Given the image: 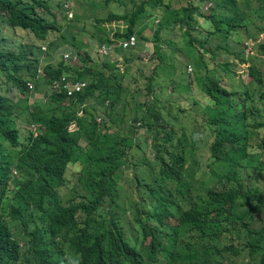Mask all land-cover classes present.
Segmentation results:
<instances>
[{
  "label": "trees",
  "instance_id": "trees-1",
  "mask_svg": "<svg viewBox=\"0 0 264 264\" xmlns=\"http://www.w3.org/2000/svg\"><path fill=\"white\" fill-rule=\"evenodd\" d=\"M91 5L87 19L113 26L99 32L100 43L134 35L136 47L92 64L71 44L80 64L51 63L41 48L53 46L59 20L69 25L83 15L67 19L61 0H0V264L30 262L29 254L35 264H217L253 256L264 264V194L249 180L264 171V75L242 47L251 40L264 49L261 1L246 0L242 11L240 0ZM249 13L255 22L245 20ZM148 42L157 63L149 75L140 72L144 87L133 91L123 80ZM228 57L248 64L240 90ZM63 75L85 88L70 98L50 94ZM12 90L21 97L17 111ZM117 123L122 133L109 134Z\"/></svg>",
  "mask_w": 264,
  "mask_h": 264
},
{
  "label": "rangeland",
  "instance_id": "rangeland-1",
  "mask_svg": "<svg viewBox=\"0 0 264 264\" xmlns=\"http://www.w3.org/2000/svg\"><path fill=\"white\" fill-rule=\"evenodd\" d=\"M172 1V0H170ZM100 0H78L75 2V9H74V14H82V18H80L79 21H76L74 23L69 22V25L66 24V22L64 20H59L62 28L60 29L61 33H56L50 36V40L51 42H53V46L51 48H48L47 46H41V50L43 53V57H48L49 61L51 63H59V62H65V63H69V59L72 57H76L74 59H76L75 64L73 65H78L79 63V59H77V55H76V50L80 49L81 52H89L90 53V59H92V64L93 63H101L102 60L105 59V57H100L97 54V49L98 46L100 45V42L98 40L99 37V32L103 33V30L105 29H113L112 25H107V28L103 25H98L96 24L93 19H87L86 17H94L95 13H92L89 9H93L91 4L94 3H99ZM246 0H240V4L241 6V11L244 10V4H245ZM51 3L54 5L56 3H58V0H51ZM250 3V2H249ZM259 4V3H258ZM183 5H185V3H183ZM251 8L257 9L256 4L254 3H250ZM172 7L174 8H178L176 5H173ZM107 13V9H104L102 11H97V17L100 18L101 16H105ZM251 13H249V17L246 14H243V16H247L245 18V20H247L250 23H253L256 21L257 17L254 16L253 14L250 15ZM61 16H64L62 13L60 14ZM91 15V16H90ZM204 15H208V13L204 14ZM207 17V16H206ZM74 18V16H73ZM152 20H148L147 24L151 25L150 27H153L154 24L151 23ZM151 23V24H150ZM197 32H203L204 34H206L207 32H210L211 30H213V27H207V28H199L196 27L195 28ZM18 36L21 35V31L17 32ZM90 33H93L92 35L94 36H90ZM102 33L100 36H102ZM63 35V39L60 37V35ZM183 39V38H182ZM259 41L261 43H264V34L260 36ZM245 43H243L242 47H244V54L245 57L250 59L249 63H253L255 64L256 67H258L260 69V71L262 72V75H264V49H259L258 48V42L254 45L252 44L250 41L246 43V41H244ZM71 44H74L77 46L76 50L74 48H72ZM43 45V44H41ZM186 45H182L183 49H186L185 47ZM125 49L122 47H115L112 48L109 55L110 56H117L116 54H119L121 51L123 52ZM65 55H68L70 58L69 59H65ZM152 55V45L151 43H145V51L139 54V56L141 58H143L144 60H135L132 64L129 65L130 67V73L125 77V79L123 80V86H128V88H130L133 91H136L138 88L142 89L144 86H142L145 82L143 81V76L140 75V72L149 75L151 69H153V67L155 66V64L157 63V61H152L150 62L149 58ZM223 57H226V55L224 56H218L217 62L220 61ZM156 59V58H154ZM229 61L234 63L236 66L234 67V70L236 72L235 77H233L234 80V86L236 90H240L239 87V82H242L243 84H245L246 82L249 81V77H247L246 74V68L248 66V64H238L236 60L232 59V57H228ZM73 61V60H72ZM98 61V62H96ZM74 63V62H73ZM89 63V64H91ZM80 64V63H79ZM71 66V65H69ZM146 66V67H145ZM135 72L137 73L134 77H137L136 82L133 81L132 78V74H135ZM51 94V93H50ZM9 99H10V103L9 105L11 106H16V111L19 110V108H17L18 106H20L21 104V97L19 96V94L17 93V90H12V92L10 94H8ZM37 94L34 95V97ZM39 95V94H38ZM40 97H42V94L39 95ZM182 98L184 97L183 95H181ZM46 100V99H45ZM142 102H146V99H144L143 97H141L138 101V103H142ZM128 103L130 104V106H133L134 103H131L130 100H128ZM130 106H127V104L124 106L126 109L125 112V116H127L128 118H130ZM200 109V107H198ZM198 108H196L195 110H192L193 112L190 114V117L188 118V126H191L192 122H193V115L197 114L199 112ZM216 113H218V110L215 111ZM212 115H215L213 113H211ZM198 116L201 118L200 114H198ZM99 118V117H98ZM100 119H104L102 116L100 117ZM202 119V118H201ZM198 122H200V119H197ZM23 128L25 127V125H21ZM117 126H120L119 123L116 124V128L111 130L109 132V134L111 135H115V133H122V131L119 130V128ZM121 127V126H120ZM127 127V126H125ZM136 135L137 137L140 138L141 142H144L145 137L147 136L146 131H144L142 128H140L138 131H136ZM258 138V134L254 135L252 138V141H256ZM148 153V154H147ZM145 155L147 157H152V154L148 152L146 150ZM125 173L131 177L133 172L130 170H125ZM76 174V173H75ZM250 182L253 183V185H256L259 187V189L261 190V192H263L264 194V171L262 172H255L253 173L252 177L249 178ZM73 181H76V176L73 178ZM204 187H210L212 184V179L210 178L209 174H206L205 176H203L200 180ZM130 190V189H127ZM133 199V197H132ZM243 263H247V260H243Z\"/></svg>",
  "mask_w": 264,
  "mask_h": 264
},
{
  "label": "clouds",
  "instance_id": "clouds-1",
  "mask_svg": "<svg viewBox=\"0 0 264 264\" xmlns=\"http://www.w3.org/2000/svg\"><path fill=\"white\" fill-rule=\"evenodd\" d=\"M256 2H258V1H261V5L264 7V0H255ZM64 2H65V0H61V6H62V10H63V12H64V14H65V16H66V18L67 19H73V16H74V6H75V2H76V0H74L73 2H72V4H71V11H72V17L71 18H69L68 17V14H67V10L63 7V5H64ZM260 3V2H259ZM214 5V1H211L210 3H209V6L210 7H212ZM159 23V19L158 18H156V20L154 21V24L155 25H157ZM132 36H134V35H132ZM132 36H130V37H132ZM135 38H136V36H134ZM129 38H127V39H125V40H128ZM125 40H122V41H125ZM122 41H119V42H111V43H100V45L98 46V48L102 45V44H107V45H113V46H115V47H117L118 46V44L120 43V42H122ZM251 42L252 44H253V42L251 41V40H248L247 42ZM246 42V43H247ZM149 43V42H148ZM145 44V43H144ZM136 45H137V39H136V44H135V46L134 47H136ZM134 47H130V48H134ZM127 49V48H126ZM97 54L99 55V53H98V49H97ZM66 56V55H65ZM68 56V55H67ZM100 57H108V56H110V55H107V56H101V55H99ZM70 57L68 56V58H65V59H69ZM74 58H76L75 56L74 57H72L71 56V58L69 59V63H73V62H75L76 61V59H74ZM73 60V61H72ZM186 71H187V73H191L192 72V67L190 66V65H188L187 66V68H186ZM37 74L38 75H40L41 74V70L40 69H38V71H37ZM39 77V76H38ZM37 77V78H38ZM62 77H65L67 80H69V81H79V80H72V79H68L65 75H63V76H61L60 78H59V80L62 78ZM59 80H57V81H59ZM28 82H30V81H28ZM27 82V83H28ZM79 82H83V81H79ZM32 83V82H31ZM54 83V82H53ZM83 83H85V82H83ZM27 85V84H26ZM32 85H33V83H32ZM51 86H52V84L49 86V92L50 93H53V92H57V91H54V90H52V88H51ZM85 86H86V83H85ZM85 88V87H84ZM83 88V89H84ZM29 89V88H28ZM32 89H33V87H32ZM32 89H29V90H32ZM82 89V90H83ZM81 92V91H80ZM57 93H65V91L64 90H62V89H60V91L59 92H57ZM77 93H79V92H77ZM66 94V93H65ZM74 94H76V93H74ZM73 94V95H74ZM72 95V96H73ZM67 96V95H66ZM72 96H67V97H72ZM98 121H100V118H98ZM136 126L137 127H139V128H136L135 130L136 131H138L139 129H140V123H136ZM143 129V128H142ZM147 145H149V143H150V141H147ZM29 258H30V262L29 261H26V262H24V264H35L34 263V260H33V258H32V256L29 254ZM63 259H65V258H63ZM243 260H247V263H243ZM260 260L257 258V257H255V256H253L252 258H247V257H238V258H236L235 260H233V259H231V258H227V257H223V258H221V259H219L218 260V262H217V264L218 263H220V262H222V263H225V264H249V263H254V264H257L258 262H259ZM36 264H39V261L36 263ZM61 264H73L72 262H70V261H68V259L65 261V262H62Z\"/></svg>",
  "mask_w": 264,
  "mask_h": 264
},
{
  "label": "built area",
  "instance_id": "built-area-1",
  "mask_svg": "<svg viewBox=\"0 0 264 264\" xmlns=\"http://www.w3.org/2000/svg\"><path fill=\"white\" fill-rule=\"evenodd\" d=\"M74 0H65L63 7L67 10L68 17H72L71 4ZM136 44V38L134 36L129 37L128 40L122 41L118 44L117 47H122L124 49L134 47ZM112 48H115L113 45L102 44L98 48V53L101 56L109 55ZM65 58H68L66 55ZM27 87L32 89L33 85L31 82L27 83ZM85 87V83L79 81H69L65 77H62L59 81H55L51 88L54 91L59 92L60 89L64 90L67 96H72L74 93L82 91Z\"/></svg>",
  "mask_w": 264,
  "mask_h": 264
}]
</instances>
